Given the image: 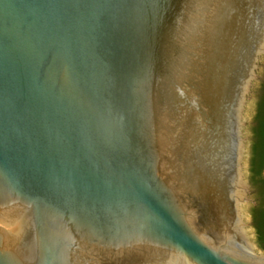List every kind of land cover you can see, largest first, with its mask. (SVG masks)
<instances>
[{"label": "water", "instance_id": "95a60500", "mask_svg": "<svg viewBox=\"0 0 264 264\" xmlns=\"http://www.w3.org/2000/svg\"><path fill=\"white\" fill-rule=\"evenodd\" d=\"M263 80L264 0H0V264H264Z\"/></svg>", "mask_w": 264, "mask_h": 264}, {"label": "flooded vegetation", "instance_id": "af4514ba", "mask_svg": "<svg viewBox=\"0 0 264 264\" xmlns=\"http://www.w3.org/2000/svg\"><path fill=\"white\" fill-rule=\"evenodd\" d=\"M260 93L259 95V102L257 104V111L256 115L254 116V126H253V156H252V170H253V160H254V149L257 144V136H258V130L261 127H264V80L260 84ZM263 171L259 173L257 178V184H256V192L252 194V197L255 199L253 204V210H252V218L253 222L255 224V219L258 216H261L264 213V177H263ZM255 191V190H254ZM256 230V227H255ZM257 235V230H256Z\"/></svg>", "mask_w": 264, "mask_h": 264}, {"label": "trees", "instance_id": "16d2710c", "mask_svg": "<svg viewBox=\"0 0 264 264\" xmlns=\"http://www.w3.org/2000/svg\"><path fill=\"white\" fill-rule=\"evenodd\" d=\"M257 132L252 170L254 177H258L264 169V127H261ZM255 227L257 230V244L264 251V213L255 219Z\"/></svg>", "mask_w": 264, "mask_h": 264}]
</instances>
